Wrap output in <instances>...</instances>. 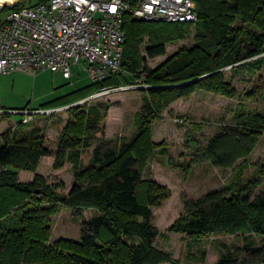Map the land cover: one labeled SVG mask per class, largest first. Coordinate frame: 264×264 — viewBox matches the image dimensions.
<instances>
[{"label": "trees", "instance_id": "16d2710c", "mask_svg": "<svg viewBox=\"0 0 264 264\" xmlns=\"http://www.w3.org/2000/svg\"><path fill=\"white\" fill-rule=\"evenodd\" d=\"M39 1L18 2L13 8ZM194 1L195 23L142 21L126 15L121 71L91 83L95 91L82 90L80 98L63 104L85 99L99 88L141 81L142 105L130 139L93 138L108 110L105 103L68 107L73 115L60 133L55 152L36 136L37 127L18 135L30 120L18 121L0 133V264H180L155 244L158 231L151 209L169 198L171 190L142 171L145 157L158 146L153 140V123L173 101L198 90L235 96L231 80L246 73L250 79L264 67V0ZM8 9L3 6L0 12ZM191 24V45L181 47L156 67L147 65L148 59L166 53L168 43L187 36ZM226 71L229 79H225ZM234 114L235 122L216 131L202 153L213 167L221 169L241 160L236 175L221 188L197 198L184 197L183 212L167 231L182 234L187 255L205 237L233 235L241 244L233 249L224 245V252L211 264L249 260L264 264V191L254 194L264 181V163L253 175H242L247 158L264 134V111L239 104ZM91 145L88 164H84L82 154ZM50 155H55L54 168L71 164L73 181L67 193L57 191L62 183H48L35 172L40 159ZM19 170L35 172L32 180L21 182ZM59 206L68 208L80 223L78 241H50L51 216ZM88 209L93 212L86 219L83 212ZM199 253V264H204V249Z\"/></svg>", "mask_w": 264, "mask_h": 264}, {"label": "rangeland", "instance_id": "374dc122", "mask_svg": "<svg viewBox=\"0 0 264 264\" xmlns=\"http://www.w3.org/2000/svg\"><path fill=\"white\" fill-rule=\"evenodd\" d=\"M34 0H14L18 2H33ZM10 2L4 6L10 8ZM7 11L0 12V19L6 17ZM191 32L182 39L166 45L164 55L147 60L149 67H156L169 55L181 47L193 43L194 25ZM143 77V76H142ZM230 78L226 71L225 79ZM141 81H136L137 87L111 91L87 103H70L80 98V91H95L81 65H72V75L69 79L62 77L57 71L44 70L39 72L16 71L0 74V133L13 127L25 114L18 113L20 108L38 109L42 112L32 116L30 122L19 128L18 135L26 134L37 127V137L43 145L53 152L57 150L58 139L67 121L72 118L73 111L68 107L80 104L87 107L90 104L105 103L108 110L100 121V131L93 138L110 139L119 142L120 139H130L134 133V118L142 105ZM124 83V82H121ZM236 90L233 97L198 90L187 98H179L172 108L163 111L161 119L153 123V140L157 147L144 159L142 171L145 177L164 184L171 190V196L162 201L159 206L152 207L151 220L158 231L155 244L171 253L180 264H199L200 248L204 249V264L214 263L224 252V245L234 248L240 245L237 237L229 234H214L205 237L200 245L194 246L192 253L187 255L182 234L167 231V227L183 212V198H197L206 192L221 188L230 182L237 173V165L229 169L213 167L203 156V147L208 139L224 124H233L239 104H244L249 110L264 111V67L249 79V73L244 77L236 76L231 80ZM89 88V89H88ZM86 100V99H85ZM174 102V101H173ZM169 107V106H168ZM48 110V111H46ZM46 111V112H45ZM50 111V112H49ZM176 119L182 121L177 122ZM94 140V142H95ZM93 145L82 154L84 164H88ZM165 150L166 154L162 153ZM55 155L44 156L36 168L45 181L51 184L62 183L57 191L67 193L72 185L73 174L71 164L64 162L59 168L53 167ZM247 168L242 172L244 178L253 175L257 166L264 163V134L259 136L256 147L247 158ZM19 170L21 182L32 180L34 173ZM264 191V181L254 190V194ZM92 210L83 212L84 218H89ZM50 241L64 238L78 241L80 223L74 219L70 210L59 206L51 216ZM242 264H252V260Z\"/></svg>", "mask_w": 264, "mask_h": 264}, {"label": "built area", "instance_id": "2783aa9c", "mask_svg": "<svg viewBox=\"0 0 264 264\" xmlns=\"http://www.w3.org/2000/svg\"><path fill=\"white\" fill-rule=\"evenodd\" d=\"M13 5L0 22V74L50 70L69 79L72 65H81L91 83L121 71L126 15L152 22L197 21L194 0H40ZM136 85L99 88L80 103ZM17 112L25 114L19 120L25 123L42 109Z\"/></svg>", "mask_w": 264, "mask_h": 264}, {"label": "bare ground", "instance_id": "6f19581e", "mask_svg": "<svg viewBox=\"0 0 264 264\" xmlns=\"http://www.w3.org/2000/svg\"><path fill=\"white\" fill-rule=\"evenodd\" d=\"M9 2H11V0H0V5H3L4 3H9Z\"/></svg>", "mask_w": 264, "mask_h": 264}, {"label": "crops", "instance_id": "0c3cea01", "mask_svg": "<svg viewBox=\"0 0 264 264\" xmlns=\"http://www.w3.org/2000/svg\"><path fill=\"white\" fill-rule=\"evenodd\" d=\"M11 2H13V1L11 0ZM71 75H72V74H71ZM79 101H81V100H79ZM79 101H77V102H79ZM77 102H75V103H77ZM176 102H177V101H174V102H172L171 104H176ZM171 104H170L169 107H167V108H172V107H174V105H171Z\"/></svg>", "mask_w": 264, "mask_h": 264}]
</instances>
